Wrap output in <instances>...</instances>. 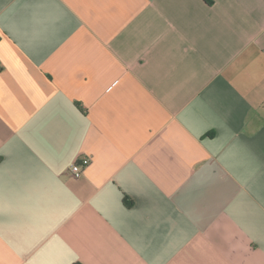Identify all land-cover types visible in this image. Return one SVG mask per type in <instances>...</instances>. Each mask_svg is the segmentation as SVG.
Segmentation results:
<instances>
[{"label":"crops","instance_id":"1","mask_svg":"<svg viewBox=\"0 0 264 264\" xmlns=\"http://www.w3.org/2000/svg\"><path fill=\"white\" fill-rule=\"evenodd\" d=\"M76 263L264 264V0H0V264Z\"/></svg>","mask_w":264,"mask_h":264},{"label":"built area","instance_id":"2","mask_svg":"<svg viewBox=\"0 0 264 264\" xmlns=\"http://www.w3.org/2000/svg\"><path fill=\"white\" fill-rule=\"evenodd\" d=\"M89 158L88 157H79L76 161L71 162L67 170L73 176H79L82 174L83 169L88 165Z\"/></svg>","mask_w":264,"mask_h":264},{"label":"trees","instance_id":"3","mask_svg":"<svg viewBox=\"0 0 264 264\" xmlns=\"http://www.w3.org/2000/svg\"><path fill=\"white\" fill-rule=\"evenodd\" d=\"M123 201H124V203L128 206V205H131V201H128V196H124V198H123ZM76 264H79V263H76Z\"/></svg>","mask_w":264,"mask_h":264}]
</instances>
